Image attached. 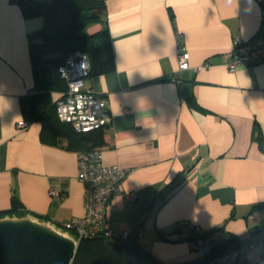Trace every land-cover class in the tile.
<instances>
[{"label":"crops","instance_id":"crops-1","mask_svg":"<svg viewBox=\"0 0 264 264\" xmlns=\"http://www.w3.org/2000/svg\"><path fill=\"white\" fill-rule=\"evenodd\" d=\"M105 7L103 22L87 32L107 30L114 69L89 76L86 86L107 99L110 123L87 147L129 172L108 208L111 228L137 236L160 264L200 259L177 240L180 221L202 234L220 231L214 250L263 241L264 62L233 72L226 64L235 38L264 39V0H106ZM24 11L17 0H0V216L16 200L61 226L85 215L82 149L65 138L45 143L44 122L25 109V99L42 92L30 45L40 41L44 19ZM176 32L190 55L191 69L181 73ZM61 93L51 92L52 104ZM247 261L264 264L263 249Z\"/></svg>","mask_w":264,"mask_h":264},{"label":"built area","instance_id":"built-area-1","mask_svg":"<svg viewBox=\"0 0 264 264\" xmlns=\"http://www.w3.org/2000/svg\"><path fill=\"white\" fill-rule=\"evenodd\" d=\"M178 57V72L191 69L190 55L182 41V34L176 32ZM264 62V39L244 40L235 38L230 51V61L226 64L228 71L233 72L241 65H255ZM206 62L195 70L209 67ZM91 62L82 51L70 55L59 67L60 78L67 83V91L61 93L56 103L57 117L61 122L70 124L80 134H87L103 129L110 123L107 110V99L94 89L86 86V80L91 71ZM176 81V79H174ZM25 127L26 123H20ZM128 171L118 165H106L100 150H88L78 153V180L85 188V215L73 218L59 227L70 232L81 240L83 238L104 237L107 240L127 241L132 239L128 231H115L111 228L108 217L110 203L122 191V184L128 176ZM54 200H60L62 194L57 189L50 190ZM128 200L135 201L136 193L127 195ZM220 231L202 234L200 229L188 221H180L176 226V238L185 241L191 252L200 259H206V264H239L247 260L250 251L261 248L264 251V240L251 243L246 249H239L212 258Z\"/></svg>","mask_w":264,"mask_h":264},{"label":"trees","instance_id":"trees-1","mask_svg":"<svg viewBox=\"0 0 264 264\" xmlns=\"http://www.w3.org/2000/svg\"><path fill=\"white\" fill-rule=\"evenodd\" d=\"M17 1L25 9L26 16L44 19V26L37 34V39L40 41L30 45L34 77L42 92L27 97L24 101L25 109L29 117L33 116L34 119L39 118L44 122L42 139L45 143L58 144L60 139L65 138L68 148L80 147L82 151L91 150L87 147L90 135L102 129L80 134L70 124L61 122L57 117L56 105L51 102L50 94L53 91L62 93L67 91V83L60 78L58 69L76 51L84 52L90 59L92 68L89 76L114 69V53L107 30L94 35L87 32L90 26L103 22L106 0ZM172 189L173 186L168 185L163 190L165 198ZM22 212L26 211L14 200V210L11 214L19 215ZM239 249L235 241L229 242L217 247L211 257L216 258ZM239 264L249 263L245 260Z\"/></svg>","mask_w":264,"mask_h":264},{"label":"water","instance_id":"water-1","mask_svg":"<svg viewBox=\"0 0 264 264\" xmlns=\"http://www.w3.org/2000/svg\"><path fill=\"white\" fill-rule=\"evenodd\" d=\"M137 242L78 240L56 223L22 212L0 216V264H156ZM185 264H206L195 259Z\"/></svg>","mask_w":264,"mask_h":264}]
</instances>
